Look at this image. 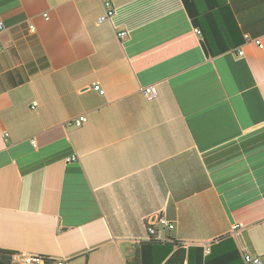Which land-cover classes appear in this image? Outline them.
Returning a JSON list of instances; mask_svg holds the SVG:
<instances>
[{
    "label": "crops",
    "instance_id": "0c3cea01",
    "mask_svg": "<svg viewBox=\"0 0 264 264\" xmlns=\"http://www.w3.org/2000/svg\"><path fill=\"white\" fill-rule=\"evenodd\" d=\"M109 1L0 0V248L264 264V0Z\"/></svg>",
    "mask_w": 264,
    "mask_h": 264
},
{
    "label": "built area",
    "instance_id": "2783aa9c",
    "mask_svg": "<svg viewBox=\"0 0 264 264\" xmlns=\"http://www.w3.org/2000/svg\"><path fill=\"white\" fill-rule=\"evenodd\" d=\"M104 6L106 7V11L104 14H102L101 16H99L98 18V22H105L106 20H110L112 19V17L114 16V14L116 13V10L114 8H112L111 6V2L109 0H104ZM4 28V24L3 22L0 21V30ZM31 30H34V26L31 25L30 26ZM196 33H201V31L199 29H195ZM126 32H120L119 36L121 38L125 37ZM246 38H249L248 35H246ZM255 43L262 47L263 43L261 41V39H256ZM2 49V43L0 42V50ZM94 89H96L97 91H99L101 94H104V89H102L100 87L99 84H96L94 86ZM144 94L148 99H153L154 97H156L157 95V90L154 86H147L144 88ZM36 102H34L33 104V108L36 106ZM87 121V116L85 114H82L80 116H78L74 121L73 124L76 126H82L85 122ZM35 144V141H32ZM70 159H75V157L70 158ZM159 223L162 224L163 226L168 227L169 229L174 228L173 224L168 223L165 219L161 218L159 219ZM148 232L149 234H155L156 230L154 228V221L148 220ZM47 257L45 256H41V255H27V254H21L18 252H15L14 254H12V262L13 264H45ZM244 259L246 264H262V261L259 257H255L252 256L250 254H246L244 255ZM58 264H63L62 261H59Z\"/></svg>",
    "mask_w": 264,
    "mask_h": 264
},
{
    "label": "trees",
    "instance_id": "16d2710c",
    "mask_svg": "<svg viewBox=\"0 0 264 264\" xmlns=\"http://www.w3.org/2000/svg\"><path fill=\"white\" fill-rule=\"evenodd\" d=\"M201 21H198V23H200ZM202 30L203 32L205 33V39H206V42H208V37L207 36V32H206V29L204 26H202ZM15 251H12V250H5V249H1L0 248V264H13L12 262V254H14ZM49 259L47 258L46 259V262H48Z\"/></svg>",
    "mask_w": 264,
    "mask_h": 264
}]
</instances>
